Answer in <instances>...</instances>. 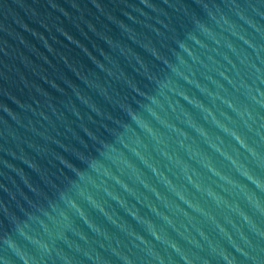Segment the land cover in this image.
<instances>
[{
  "label": "water",
  "instance_id": "95a60500",
  "mask_svg": "<svg viewBox=\"0 0 264 264\" xmlns=\"http://www.w3.org/2000/svg\"><path fill=\"white\" fill-rule=\"evenodd\" d=\"M257 182L264 0H0L9 264H264Z\"/></svg>",
  "mask_w": 264,
  "mask_h": 264
},
{
  "label": "clouds",
  "instance_id": "9594fccd",
  "mask_svg": "<svg viewBox=\"0 0 264 264\" xmlns=\"http://www.w3.org/2000/svg\"><path fill=\"white\" fill-rule=\"evenodd\" d=\"M241 16L243 17V13H241ZM73 71H76L75 68H73ZM77 74L80 75L79 72H77ZM232 134L236 136L238 140L240 139L239 135L235 133L234 131L232 132ZM241 143L243 144L242 140H241ZM89 163L92 168L96 167L95 160H90ZM70 165H71L70 167L72 168L73 172L75 173V176L78 178V179H70L69 180L70 186L72 184L77 183L79 180L86 178L89 175V173L86 170L77 168L75 165H72L71 162H70ZM244 174L246 175V173ZM257 183L260 186H264V185H261L260 182H257ZM60 199L63 201L69 202V204L72 207L76 208L79 211V214L81 215L80 208L78 207L76 200L70 196L67 189L60 191ZM247 199L257 211L264 213V206H262L261 203L254 196L248 195ZM87 200L95 203L92 195H88ZM64 215L66 216V214ZM245 219L248 220L249 223H251V220L247 215H245ZM18 227L21 233H24V228L26 227V225L21 226L18 224ZM36 242L40 243L39 241H36ZM5 243L8 245L10 249H12L16 253V255L20 256L24 260V264H34V260L31 257H29L27 254H25L20 248H18V246L15 244L13 240H11L10 238H6ZM40 246L44 248L45 250H47L46 245L41 243ZM0 264H9V261L5 258L0 257Z\"/></svg>",
  "mask_w": 264,
  "mask_h": 264
}]
</instances>
